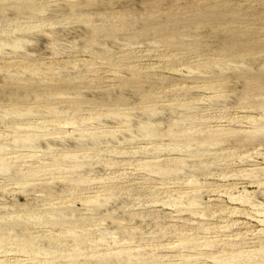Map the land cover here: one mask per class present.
Instances as JSON below:
<instances>
[{
	"label": "rangeland",
	"instance_id": "374dc122",
	"mask_svg": "<svg viewBox=\"0 0 264 264\" xmlns=\"http://www.w3.org/2000/svg\"><path fill=\"white\" fill-rule=\"evenodd\" d=\"M0 264H264V0H0Z\"/></svg>",
	"mask_w": 264,
	"mask_h": 264
}]
</instances>
